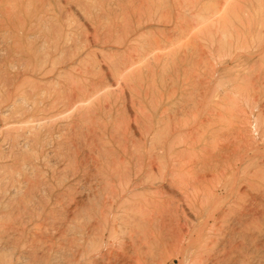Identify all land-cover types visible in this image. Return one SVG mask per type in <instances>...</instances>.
I'll list each match as a JSON object with an SVG mask.
<instances>
[{
  "label": "rangeland",
  "instance_id": "obj_1",
  "mask_svg": "<svg viewBox=\"0 0 264 264\" xmlns=\"http://www.w3.org/2000/svg\"><path fill=\"white\" fill-rule=\"evenodd\" d=\"M246 1L0 0V264H264Z\"/></svg>",
  "mask_w": 264,
  "mask_h": 264
},
{
  "label": "bare ground",
  "instance_id": "obj_2",
  "mask_svg": "<svg viewBox=\"0 0 264 264\" xmlns=\"http://www.w3.org/2000/svg\"><path fill=\"white\" fill-rule=\"evenodd\" d=\"M245 1H246V0H245ZM258 1H259V0H258ZM246 2H247V1H246ZM260 2H261V1H260ZM260 2H258V3H260ZM257 6H258V5H257ZM257 10H258V9H257ZM243 11H244V10H243ZM225 13H226V12H225ZM236 15H237V14H236ZM239 15H241V14H239ZM239 15H238V16H239ZM247 16H248V15H247ZM262 17H264V16H261V18H262ZM228 18H229V17H228ZM228 18H227V19H228ZM221 19H222V18H221ZM232 19H233V18H232ZM232 19H231V20H232ZM235 19H236V18H235ZM240 19H241V18H240ZM242 19H243V18H242ZM225 20H226V19H225ZM228 20H229V19H228ZM263 20H264V19H263ZM233 21H234V20H233ZM237 21H238V19H237ZM253 21H254V20H253ZM228 22H229V21H228ZM239 22H241V21H239ZM242 23H243V22H242ZM252 23H253V22H252ZM263 23H264V22H263ZM263 23H262V24H263ZM252 25H253V24H252ZM235 26H238V25H234V27H235ZM238 28H239V27H238ZM238 28H237V29H238ZM260 28H261V27H260ZM237 29H236V30H237ZM250 29H251V28H249V30H250ZM262 30H263V29H262ZM242 31H243V29H242ZM242 31H239V32H242ZM250 31H252V30H250ZM237 32H238V31H237ZM239 32H238V33H239ZM238 33H237V34H238ZM225 34H226V33H225ZM225 34H224V35H225ZM229 34H230V33H229ZM239 34H240V33H239ZM252 34H253V33H252ZM240 35H241V34H240ZM226 36H227V35H226ZM229 36H230V35H229ZM245 37H247V36H245ZM251 37H252V35H251ZM259 43H260V42H259ZM236 46H237V45H236ZM260 51H261V50H260ZM258 53H259V52H258ZM262 55H264V54H261V56H262ZM254 62H256V61H254ZM254 62H253V63H254ZM236 63H237V62H236ZM261 65H262V63H261ZM251 67H252V66H251ZM251 67H250V68H251ZM255 68H256V67H255ZM248 71H249V70H248ZM258 71H259V70H258ZM260 71H261V69H260ZM257 75H258V74H257ZM251 77H252V76H251ZM248 79H249V78H248ZM186 80H187V79H186ZM251 84H252V83H251ZM262 84H263V83H262ZM250 86H251V85H250ZM263 86H264V85H263ZM251 87H252V86H251ZM253 89H254V88H253ZM257 89H258V88H257ZM263 90H264V89H263ZM92 91H93V90H92ZM94 91H96V90L94 89ZM94 91H93V92H94ZM97 93H98V92H97ZM256 93H257V92H256ZM256 93H255V94H256ZM244 94H245V93H244ZM249 94H250V93H249ZM94 95H95V94H94ZM85 96H86V95H85ZM253 97H254V96H253ZM249 98H250V97H249ZM85 99H86V98H85ZM89 100H90V99H89ZM87 101H88V100H87ZM90 101H91V100H90ZM76 102H77V101H76ZM87 103H88V102H87ZM67 105H68V104H67ZM82 105H83V104H82ZM88 105H89V104H88ZM64 106H65V105H64ZM83 108H84V107H83ZM88 108H89V107H88ZM82 113H83V112H82ZM212 113H213V112H212ZM56 114H57V113H56ZM53 115H54V114H53ZM216 115H217V114H216ZM55 116H56V115H55ZM214 117H215V116H214ZM42 118H43V117H42ZM49 118H50V116H49ZM195 120H196V118H195ZM245 120H246V119H245ZM217 121H218V120H217ZM207 122H208V121H207ZM209 124H210V123H209ZM74 125H75V124H74ZM232 126H233V125H232ZM232 126H230V127H232ZM230 127H229V128H230ZM194 128H195V127H194ZM206 128H207V127H206ZM233 128H234V126H233ZM196 129H197V128H196ZM236 130H237V129H236ZM239 130H240V129H238L237 131H239ZM206 131H207V130H206ZM216 131H217V130H216ZM233 131H234V130H233ZM234 132H235V131H234ZM240 132H241V131H240ZM37 133H38V132H37ZM62 133H63V132H62ZM202 133H203V132H202ZM154 134H155V133H154ZM195 134H196V133H195ZM199 134H200V132H199ZM199 134H198V135H199ZM244 134H245V133H244ZM37 135H38V134H37ZM155 135H156V134H155ZM153 136H154V135H153ZM157 136H158V135H157ZM29 137H30V136H29ZM192 137H193V136H192ZM163 138H164V137H163ZM168 138H169V137H168ZM195 138H196V137H195ZM152 139H153V138L150 136V141H149L150 143H149V146H152V145H150V144L152 143V142H151ZM165 139H166V138H165ZM163 140H164V139H163ZM156 141H157V140H156ZM171 141H172V140H171ZM145 142H146V141H145ZM160 143H161V142H160ZM169 143H170V142H169ZM162 144H163V142H162ZM158 146H159V145H158ZM168 146H170V145H168V144H163V145L161 146V147H162L161 150H162V151H163V150H166V151L169 152V149H171V148H169ZM154 148H155V147H154ZM156 148H157V147H156ZM158 148H159V147H158ZM150 149H151V148H150ZM147 150H148V148H147ZM154 150H155V149H154ZM170 151H171V150H170ZM149 153H150V152H149ZM194 154H195V153H194ZM143 155H144V154H143ZM149 155H150V154H149ZM149 155H148V156H149ZM162 155H163V154H162ZM167 155H168V154H167ZM159 156H160V155H159ZM149 157H150V156H149ZM149 157H148V158H149ZM161 158H162V157H161ZM165 158H166V157H165ZM121 159H122V158H121ZM158 159H159V158H158ZM194 159H195V158H194ZM168 160H169V159H168ZM196 160H197V159H196ZM163 161H164V160H163ZM189 161H190V159H189ZM127 162H128V161H127ZM164 162H165V161H164ZM166 164H167V163H166ZM164 165H165V163H164ZM160 167H161V165H160ZM162 169H163V168H162ZM141 178H142V177H141ZM161 178L164 179V177H162V176H161ZM116 179H117V178H116ZM118 179H119V178H118ZM120 179H121V178H120ZM154 179H155V178H154ZM154 179H153V180H154ZM147 180H148V179H147ZM149 180H150V179H149ZM156 180H157V179H156ZM164 181H165V180H164ZM119 182H120V181H119ZM119 182H118V183H119ZM149 182H150V181H149ZM135 183H136V182H135ZM137 183H138V182H137ZM141 183H142V181H141ZM104 185H105V184H104ZM133 185H134V184H133ZM116 188H117V187H116ZM104 191H105V190H104ZM109 192H110V191H109ZM147 192H148V191H147ZM149 192H150V191H149ZM157 192H158V191H157ZM161 192H162V191H161ZM105 193H106V192H105ZM117 194H118V193H117ZM139 194H140V193H139ZM143 194H145V193L143 192ZM143 194H142V195H143ZM149 194H151V193H149ZM162 194H163V193H162ZM114 196H115V194H114ZM122 196H123V195H122ZM126 196H127V198H128V195H127V194H126ZM140 196H141V195H140ZM162 196H164V195H162ZM147 197H148V196H147ZM145 198H146V197H145ZM148 198H149V197H148ZM125 199H126V197H125ZM128 199H129V198H128ZM128 199H127V200H128ZM141 199H142V198H141ZM146 199H147V198H146ZM150 199H151V198H150ZM157 199H160V198H157ZM164 199H165V198H164ZM152 200H153V199H152ZM152 200H151V201H152ZM166 200H167V199H166ZM123 201H124V200H123ZM128 201H129V200H128ZM144 201H145V200H144ZM155 201H156V200H155ZM161 201H162V200H161ZM163 201H164V200H163ZM125 202H126V201H125ZM155 203H156V202H155ZM163 203H165V202H163ZM117 204H118V203H117ZM123 204H124V203H123ZM161 205H162V204H161ZM117 206H118V205H117ZM163 208H164V207H163ZM165 208H166V207H165ZM110 209H111V208H110ZM164 210H165V209H164ZM117 213H118V212H117ZM115 214H116V212L114 213V215H115ZM144 214H145V213H144ZM159 214H160V213H159ZM165 214H166V213H165ZM106 215H107V214H106ZM109 216H110V215H109ZM161 216L163 217V214H161ZM161 216H160V217H161ZM115 217H116V215H115ZM144 218H145V217H144ZM106 220H107V219H106ZM115 220H116V219H115ZM139 222H140V221H139ZM68 223H69V222H68ZM114 223H115V222H114ZM144 238H145V237H144ZM144 238H143V239H144ZM146 238H147V236H146ZM147 240H148V238H147ZM147 240H146V241H147ZM149 240H150V239H149ZM139 259H140V258H139Z\"/></svg>",
  "mask_w": 264,
  "mask_h": 264
}]
</instances>
